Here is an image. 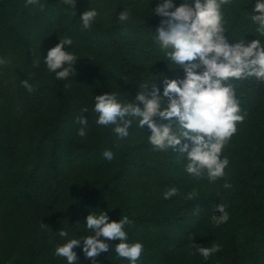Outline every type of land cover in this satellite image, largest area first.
I'll return each instance as SVG.
<instances>
[{"label": "trees", "instance_id": "trees-1", "mask_svg": "<svg viewBox=\"0 0 264 264\" xmlns=\"http://www.w3.org/2000/svg\"><path fill=\"white\" fill-rule=\"evenodd\" d=\"M117 1L136 0H75V10L60 0H40L28 6L25 0H0V39L6 35L26 42L28 29L25 24L30 21V24L52 29L58 39L71 36L77 47L103 60L95 69H74L76 75L73 73L75 76L67 81L57 80L54 73L31 60V78L42 79L47 85L34 90L30 105L51 102L48 121L38 133L22 136L14 119L0 106V231L6 253L23 251L26 229L35 222L41 225V231L33 248H26L29 254L23 253L28 264H42L41 257L58 234L56 231L63 227L71 231L73 237L84 235L86 229L82 221L88 213L104 211L113 220L128 216L131 223L125 229L129 241H141L145 246L138 264H200L199 258L191 260L189 256H196L197 245L211 247L214 237L230 236L234 242L239 241L237 244L250 238L254 241L252 253L256 254L259 239L264 240V83L255 78L236 82L245 119L237 122V132L223 149L222 156L229 160L225 176L215 181L186 173V162L171 151L165 152L164 157L149 156L152 146L147 138L135 140L137 134H146L148 130L145 126L144 132L135 123L125 139L117 138L111 127L102 126L100 135L80 150L67 141L64 99L69 85L82 95L84 107L88 108L83 114L96 120L93 111L96 94L85 91L83 81L115 78L119 81L124 77L134 89L141 90L140 83L155 82L162 90L164 76L178 78L183 75L182 69H170L164 60L152 69L136 65L139 58L162 56L152 44L139 45L137 42L139 37L149 41L148 28L154 31L160 18L155 14L133 24H110L107 22L108 6ZM254 2L229 0L223 5L225 35L230 43L242 35L246 41L257 38L245 11H250ZM87 7L97 9L98 16L90 28L84 29L78 15ZM246 31L249 32L244 33ZM258 37L264 40V36L258 34ZM116 87L118 84L112 91ZM120 99L135 101V94L122 95ZM105 149L114 152L113 160L103 157ZM150 162H155L157 167ZM80 164L104 171V174L89 180L84 188L63 195L67 178ZM133 169L150 170L154 176L177 188L180 198L174 195L165 199L163 196L161 202L166 209L160 212L137 210L135 196L118 185L121 178H130ZM39 178L44 180L46 192L34 184ZM225 183L231 187L225 188ZM219 203L227 205L229 220L216 225L212 216ZM22 204L36 207L31 216L20 209ZM118 242V239L112 241L109 251L100 254L99 264H128L126 259L112 252ZM227 264H245L244 257L236 250Z\"/></svg>", "mask_w": 264, "mask_h": 264}, {"label": "clouds", "instance_id": "clouds-1", "mask_svg": "<svg viewBox=\"0 0 264 264\" xmlns=\"http://www.w3.org/2000/svg\"><path fill=\"white\" fill-rule=\"evenodd\" d=\"M39 2L25 0V5ZM60 2L75 10V0ZM227 3L229 0H180L179 3L177 0H156L155 7H150V14L155 13L160 19L154 31L148 28V39L162 56L154 60L166 61L170 69H182L183 75L178 78L164 76L162 90L155 82L140 83L141 90L135 101H122L119 92L111 90L96 94L93 102L98 126L111 127L119 139L129 136L134 123L144 132L146 126L147 141L154 151H171L186 162V173L194 177L206 176L209 181L225 176L229 160L222 156L223 149L237 132V122L245 119L236 82L255 78L264 83V40L258 37V34L264 36V0H255L251 10H245L257 38L246 41L242 35L231 43L225 35L222 11ZM248 3L252 0H247ZM97 16L95 8L83 10L78 15L82 28H90ZM116 18L120 23L128 21V10L117 11ZM73 45L71 36L59 38V42L42 57L46 69L59 81H67L76 75L74 64L81 56L69 50ZM22 84L28 91L32 90L26 79ZM84 111H88L86 106ZM79 123L82 127L77 134L86 138L88 119L80 114ZM102 155L109 161L115 158L110 149H105ZM224 187L231 185L225 183ZM177 192V188L171 187L164 192V198L169 199ZM191 198L192 194L189 195ZM226 207L216 204L212 216L216 225L229 220ZM82 222L86 229L84 235L76 234L70 238L63 227L56 231L64 242L54 247L55 257L63 258L66 264H80L82 261L75 250L79 247L91 264H99L97 257L108 252L111 242L118 239L112 252L118 258L126 259L128 264H138L145 246L141 241H129L125 229L131 223L128 216L113 220L104 211L89 212ZM191 239L194 240V236ZM220 249V244L197 245L195 253L208 260Z\"/></svg>", "mask_w": 264, "mask_h": 264}, {"label": "rangeland", "instance_id": "rangeland-1", "mask_svg": "<svg viewBox=\"0 0 264 264\" xmlns=\"http://www.w3.org/2000/svg\"><path fill=\"white\" fill-rule=\"evenodd\" d=\"M179 2L180 0H177V3ZM155 3L156 0H152V3L151 0L113 2L108 6L109 11H107V22L110 24H133L137 21H141L149 16L151 17L155 15V13L150 14V7L154 8ZM123 9L128 10L130 18L128 21L120 23L116 18L117 11ZM25 25L28 29L26 42L23 43L21 40H14L10 36L6 37V35H2V39H0V60H3V63H0V106L5 107L7 115L11 119H14L13 122L19 128L22 136L30 133H38L44 123L48 121L46 118L51 113L50 101H44L41 105H30L32 103L31 96L34 90L42 85H47V82L42 79L31 78L29 69L30 62L34 59L38 62L37 64L45 67L42 57L47 54L48 49L59 42V39L52 29L47 30L43 25L36 26L35 24L33 25L32 22L30 24V21ZM137 42L139 45L144 44L148 46L151 44L149 41H146L144 37H139ZM65 47L67 48L68 46ZM69 50L75 52L78 56H81L77 58L74 64V69L82 71L95 69L103 63V60L93 54L81 50L75 44ZM162 62V60H154V58H139L136 60V65L139 68L145 69L146 67H149L152 69L160 66ZM25 79L32 85L31 91H28L23 86L22 81ZM117 84L118 87H116V89L114 88L113 91L119 92V98L122 95H129L130 93L135 94L136 96L137 92L140 91L134 89L132 84L124 77H121L119 81L117 78L105 81H83V89L91 94H101L109 90L111 91L112 87L114 85L117 86ZM83 108L84 103L82 101V95L75 87L69 85L66 88L64 99L65 136L69 144L78 150L94 141L102 131V126H98L95 123L94 118L89 117L87 114H83ZM80 114L88 119V124L85 126L88 131L86 138H81L77 134L78 129L82 127L79 123ZM143 138H147V133L137 134L135 140L137 141ZM148 154L151 157H164L166 155L165 152H157L152 148L149 150ZM150 164L157 167L155 162H150ZM115 166L116 164L113 167ZM103 172L104 171L94 169L85 164L76 165L75 169L71 172V175L67 178V186L63 195H68L84 188L89 180L100 177ZM34 184L38 185L44 190V192H46L45 190L47 188L43 179L39 178ZM118 185L123 190L128 191L135 196L134 204L137 210L155 213L166 209L161 202V198L164 196V192L171 188V186L165 182L164 179H159L154 176L150 170L142 171L133 169L130 178L128 180L121 178L118 181ZM180 196L181 193L177 192L176 199L180 198ZM20 206V209L28 216H31L36 209V207L33 208L27 204H22ZM40 231L41 225L34 222L26 229V240L23 251L13 250L10 254L6 253L4 249L5 241L3 240L0 231V264H28L25 254H29L28 252L33 248V244ZM68 232L69 237L72 238L73 235L71 231ZM63 242L64 238H61L56 234L50 241L45 254L41 257V263L66 264V261L63 258L55 257L53 255L54 247L58 243ZM238 242L239 241L234 242L231 240L230 236L226 238L214 237L212 245L220 244L221 249L219 252L212 254L208 260H204L198 253L196 256L189 257L191 260L196 259V257L199 258L200 264H227L232 260L236 250H238L244 257L245 264H264V240L259 239L258 248L256 249L257 255L255 252L252 253V250L254 249L253 240L246 238L243 242L237 244ZM26 248L31 249L27 251ZM75 250L82 261L80 264H91V260L83 256L79 247ZM23 252H25V254Z\"/></svg>", "mask_w": 264, "mask_h": 264}]
</instances>
